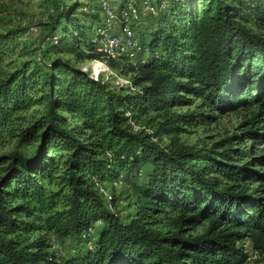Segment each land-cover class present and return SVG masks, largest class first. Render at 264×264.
<instances>
[{
  "label": "trees",
  "instance_id": "16d2710c",
  "mask_svg": "<svg viewBox=\"0 0 264 264\" xmlns=\"http://www.w3.org/2000/svg\"><path fill=\"white\" fill-rule=\"evenodd\" d=\"M155 4L152 27L140 36L144 62L122 60L134 88L78 67L106 59L91 38L100 19L83 10V20L91 17L83 21L80 5L63 0L53 1L35 62L22 61L0 78V140L34 143L0 155V264L264 261V169L253 167L264 154L231 162L232 146L180 139L185 125L213 117L205 106L245 98L256 102L253 119L264 115V31L253 26L264 27V0ZM18 33L0 32V57ZM193 97L200 98L197 109L173 110ZM41 102L37 114L15 124ZM120 177L137 194L128 219L98 189ZM156 219H169L171 228L155 226ZM50 231L78 242L76 249L55 253Z\"/></svg>",
  "mask_w": 264,
  "mask_h": 264
},
{
  "label": "rangeland",
  "instance_id": "374dc122",
  "mask_svg": "<svg viewBox=\"0 0 264 264\" xmlns=\"http://www.w3.org/2000/svg\"><path fill=\"white\" fill-rule=\"evenodd\" d=\"M54 0H0V32L6 30L19 31L18 36L14 37L12 41L5 48V52L0 57V78L4 74L15 67L19 66L22 61H34L36 50L42 41L43 36L46 34L45 21L49 19L52 12ZM75 6H80L76 10L77 14L83 20L84 12L98 11V4L96 0H63ZM151 17H149L150 19ZM83 21H91V17H87ZM150 21L146 19L139 28V34L142 37L150 26ZM257 30L264 31V27L253 25ZM143 38V37H142ZM37 48V49H36ZM35 62V61H34ZM33 62L30 64V66ZM42 65L41 63H38ZM109 67L98 64L96 68L94 62L90 59L83 62H77L78 67L87 66V72L91 73L92 68L95 71L103 69L98 76L109 82L112 85H126L129 84L125 80H131L132 74L123 72L118 66L106 63ZM105 66V67H104ZM105 68V69H104ZM125 73V74H124ZM40 89V87H39ZM42 90V88L40 89ZM38 91L37 94H41ZM193 102H185L183 104L173 107L177 112H184L186 110L197 109L196 104L200 102V98L193 97ZM44 102L35 103L29 108L21 111V117L15 124H23L28 121L32 116L37 114L44 106ZM204 111L213 115L211 118L200 119L196 123L185 125V130L181 132L180 139L186 144L195 145L196 147H210L217 143L215 147L221 150L223 147L232 146L228 150V160L231 162H242L250 160L258 155L264 154V115L255 117L253 119V112H257L258 108L256 102L240 98L239 100L227 101L225 104L210 108L205 106ZM69 121L75 123L77 118L68 114ZM253 119V123L250 120ZM253 126V129L251 130ZM257 130L262 132L263 136H257ZM234 134H238L234 135ZM231 136L232 138H224ZM165 140V139H164ZM221 141V142H220ZM34 143L20 144L17 142L16 137L5 135L0 140V155L6 154L12 149L21 151H29L33 148ZM240 149V151L237 150ZM257 162V161H256ZM254 162V163H256ZM5 163H0V170ZM255 169H264V163L254 164ZM53 187L52 185H49ZM99 191L103 196L113 202L112 208L123 219H128L132 215L136 205L137 194L133 190L130 183L124 182L122 177L115 181H105L98 185ZM155 226L162 228L164 231L171 228L170 220L166 219L161 221L156 219ZM100 227V222L95 224V231ZM192 227H189V230ZM199 227L192 230L195 232ZM51 248L52 245L62 246L63 256L76 249L78 242L71 238H59L54 232L47 233ZM255 258V254L251 255V259ZM260 262V261H259ZM258 262V263H259ZM262 262V261H261ZM257 263V264H258Z\"/></svg>",
  "mask_w": 264,
  "mask_h": 264
},
{
  "label": "built area",
  "instance_id": "2783aa9c",
  "mask_svg": "<svg viewBox=\"0 0 264 264\" xmlns=\"http://www.w3.org/2000/svg\"><path fill=\"white\" fill-rule=\"evenodd\" d=\"M96 2L100 21L94 26L91 38L97 44V50L106 59L92 58L90 59L92 63L97 62L100 66L103 64L109 67L106 63L115 60L116 66L121 70L123 58L135 66L144 62L148 47L142 42L138 29L146 19L156 14L155 0H96ZM36 58L41 60L39 53ZM81 69L87 71V66L83 65ZM101 70H103L101 67L98 71L92 68L90 75L98 78ZM125 81L129 83L126 85L134 88L131 80ZM52 250L61 253L62 246L52 245ZM258 264H264V261Z\"/></svg>",
  "mask_w": 264,
  "mask_h": 264
},
{
  "label": "bare ground",
  "instance_id": "6f19581e",
  "mask_svg": "<svg viewBox=\"0 0 264 264\" xmlns=\"http://www.w3.org/2000/svg\"><path fill=\"white\" fill-rule=\"evenodd\" d=\"M94 64H95L96 68H98V64H99V63H97V62H94Z\"/></svg>",
  "mask_w": 264,
  "mask_h": 264
}]
</instances>
